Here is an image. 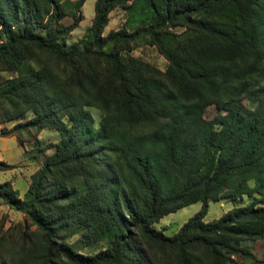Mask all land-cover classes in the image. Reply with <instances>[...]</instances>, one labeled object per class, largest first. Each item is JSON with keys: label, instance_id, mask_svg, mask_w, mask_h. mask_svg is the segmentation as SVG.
Masks as SVG:
<instances>
[{"label": "trees", "instance_id": "1", "mask_svg": "<svg viewBox=\"0 0 264 264\" xmlns=\"http://www.w3.org/2000/svg\"><path fill=\"white\" fill-rule=\"evenodd\" d=\"M83 1L0 0V122L13 121L0 136L59 134L22 196L0 181V203L24 215L0 216V264H264L241 243L264 239V0H94L63 46ZM116 6L124 23L103 33ZM140 36L163 69L130 53ZM207 104L223 112L204 118ZM243 196L203 219L209 199ZM196 200L173 233L152 225Z\"/></svg>", "mask_w": 264, "mask_h": 264}, {"label": "rangeland", "instance_id": "2", "mask_svg": "<svg viewBox=\"0 0 264 264\" xmlns=\"http://www.w3.org/2000/svg\"><path fill=\"white\" fill-rule=\"evenodd\" d=\"M73 1L74 0H63V3L66 7H69ZM93 3L94 0H84L82 2L78 9V12L82 15V17L78 21L77 25L67 35H65L64 38L59 39V43L61 45L66 46L74 41H78L86 33L87 27L89 26L93 15ZM125 18L126 13L121 7L116 6L112 8L108 13L107 22L103 26V33H105L109 29L120 27L124 23ZM71 20L72 15L66 13L63 17L58 19L57 22L61 24H67ZM173 29L178 31L180 30V27L176 26ZM145 38L146 37L143 36L138 37L133 42V47L130 50V53L148 60L154 63L160 69H163L166 64L165 58L157 51L155 46L149 44L147 39ZM81 44L82 43H80V45ZM4 75V72H0V77H3ZM263 87L264 80H261L258 88L260 89ZM255 101L256 100L255 97H253L252 92L250 95L246 94L241 97V102L248 107L253 106V104H255ZM88 110L93 117V123L96 125L99 119V111L94 107H88ZM216 111L223 112V109L218 108L214 104H207L202 107L201 115L204 118H210ZM30 114V112H26L24 115L18 117L17 119H25ZM19 132L23 140L22 144L16 141L14 135L13 137L4 136L0 139V159L6 162H13L14 164V166L11 168L0 169V181H3L4 179H11L13 181L14 188H16L18 194L22 196L30 179V171L40 163L43 155H46L51 151V149L49 148L44 150L43 154H39L37 152V148L47 142L57 140L59 134L56 129L48 127L41 128L38 131L30 129L27 132L24 130H20ZM23 150L25 151L23 152ZM249 201L250 198L244 196L243 198L236 199L235 201H230L223 198L219 200L209 199L207 201V208L203 219L209 220L217 217L223 211L229 208L232 203L245 204ZM199 206L200 202L198 200L185 204L173 211H169L163 214L158 218V220L154 221L152 225L155 228L161 229L165 234H171L188 216L195 212L199 208ZM0 216L3 217V228L7 227L11 223H22L24 220V215L21 211L8 207L3 202L0 203ZM73 236L74 235H72L70 238H72ZM241 243L250 248V250L257 258H261L264 256V239H245ZM94 250L95 249L93 248L85 249V251L87 252H92ZM234 258L237 260L240 259L238 256H234ZM243 261L247 262L249 261V259L243 258Z\"/></svg>", "mask_w": 264, "mask_h": 264}, {"label": "crops", "instance_id": "3", "mask_svg": "<svg viewBox=\"0 0 264 264\" xmlns=\"http://www.w3.org/2000/svg\"><path fill=\"white\" fill-rule=\"evenodd\" d=\"M7 123H9V124H7ZM13 123V121L12 120H6V121H2V122H0V126L1 125H5V127H9L11 124ZM4 136H12L13 137V135H4ZM4 136H0V139L1 138H3ZM24 144V143H23ZM24 147V146H23ZM25 148V147H24ZM23 148V149H24ZM26 149V148H25ZM25 150H23V152H24ZM9 163H13V162H9ZM39 165V164H38ZM38 165H36L35 167H34V169H36L37 167H38ZM8 169V168H7ZM33 169V170H34ZM33 170H31L30 171V173L33 171ZM29 173V174H30ZM4 180H6V179H4ZM8 180H10L11 181V184H12V186H13V181L11 180V179H8ZM14 187V186H13Z\"/></svg>", "mask_w": 264, "mask_h": 264}]
</instances>
